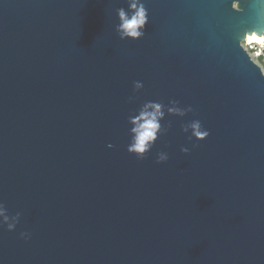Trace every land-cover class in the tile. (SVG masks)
I'll use <instances>...</instances> for the list:
<instances>
[{
	"label": "water",
	"instance_id": "95a60500",
	"mask_svg": "<svg viewBox=\"0 0 264 264\" xmlns=\"http://www.w3.org/2000/svg\"><path fill=\"white\" fill-rule=\"evenodd\" d=\"M135 3L0 0V264H264V0Z\"/></svg>",
	"mask_w": 264,
	"mask_h": 264
},
{
	"label": "clouds",
	"instance_id": "9594fccd",
	"mask_svg": "<svg viewBox=\"0 0 264 264\" xmlns=\"http://www.w3.org/2000/svg\"><path fill=\"white\" fill-rule=\"evenodd\" d=\"M132 8L135 9L134 14L129 17L122 9L118 10L117 16L120 20V24L117 26V32L120 34V38L125 37L130 39H137L143 33L140 29L143 28L147 22L146 12L142 6L137 7L135 0H133ZM244 47L251 45H259L260 49H264V37H258L255 34L246 35L245 40L242 41ZM257 56L261 55V52L256 53ZM142 84L135 82L134 88L140 89ZM129 99H132L131 97ZM162 105L149 102L145 104L135 116L130 117L129 123L132 124V128L129 129L130 139L127 145V152L134 154L138 159H143L145 154L152 148L154 142L157 139V134L160 132V120L163 118ZM151 109V111H149ZM176 108L169 109V112H178ZM182 114V113H181ZM193 135L197 139L205 138L208 133L201 131L199 121H193L190 125ZM186 131V129H185ZM112 147V145H109ZM181 152L187 153V148H182ZM156 163L164 162L168 159L167 153L158 152L156 154ZM0 216H3V210L0 209ZM5 219H7L5 217ZM14 227L13 224H9L8 228L11 230ZM21 238L27 239L24 234H21Z\"/></svg>",
	"mask_w": 264,
	"mask_h": 264
},
{
	"label": "built area",
	"instance_id": "2783aa9c",
	"mask_svg": "<svg viewBox=\"0 0 264 264\" xmlns=\"http://www.w3.org/2000/svg\"><path fill=\"white\" fill-rule=\"evenodd\" d=\"M243 46V45H242ZM244 50L250 56V58L262 69L264 72V49H260L259 45H251L244 47ZM261 52V55L257 56L256 53Z\"/></svg>",
	"mask_w": 264,
	"mask_h": 264
}]
</instances>
